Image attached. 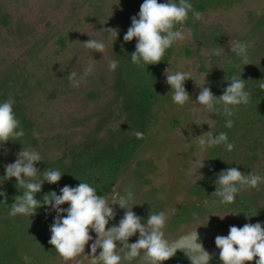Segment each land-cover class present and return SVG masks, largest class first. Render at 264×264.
<instances>
[{
  "label": "trees",
  "instance_id": "1",
  "mask_svg": "<svg viewBox=\"0 0 264 264\" xmlns=\"http://www.w3.org/2000/svg\"><path fill=\"white\" fill-rule=\"evenodd\" d=\"M241 1L188 0L198 12ZM142 3L0 0V102H13L15 118L24 131L22 137L0 142V190L7 194L6 203L0 196V264H49L58 254L48 243L56 216L50 205L37 208L32 216L9 214L14 198L22 195L23 189L16 187L15 177H4L5 166L15 162L19 151L24 148L40 153L42 161L34 162L40 171L35 179H41L47 169L62 173L57 183L45 181L36 199L42 200L51 191L59 195L63 186L76 187L81 182L106 197L148 139L156 118L160 78L174 46L166 49L157 64L132 62L137 38L125 42L123 37ZM181 27L191 29L194 36L200 34L209 47L221 43L222 30L214 27L205 34L191 11L173 30ZM90 39L102 41L104 52L86 48L84 42ZM239 41L250 45L247 60L230 51L222 68L212 64L208 69L212 73L210 89L217 97L233 75L244 79L245 90L251 93L248 104L232 106V116L224 114L222 106H218V113H212L213 138L225 132L234 147L231 151L224 144L208 147L204 166L188 189L193 198L177 205L167 222L168 231L221 210L264 227V182L257 188L243 187L232 203L222 204L213 194L218 173L229 167L264 177V90L259 88L264 83V11ZM185 53L189 55L187 48ZM214 58L212 55V63ZM110 60L118 62L115 70L109 69ZM89 66L93 71L79 87H73L69 74L76 72L80 79ZM184 86L188 92L187 81ZM228 120L233 121L231 128L226 127ZM137 132L143 138H137ZM137 176L141 178L142 173ZM186 259L183 253L172 257L175 264Z\"/></svg>",
  "mask_w": 264,
  "mask_h": 264
},
{
  "label": "clouds",
  "instance_id": "2",
  "mask_svg": "<svg viewBox=\"0 0 264 264\" xmlns=\"http://www.w3.org/2000/svg\"><path fill=\"white\" fill-rule=\"evenodd\" d=\"M192 12L193 18L199 20L201 13L195 11L188 0H167L166 3H158V0H143L139 13L131 17V26L124 34V41L129 42L135 37L137 42L135 51L131 53V60L134 64L145 65L157 64L165 55L166 49L170 48L176 40H183L184 34L179 30H173L176 24H183L188 19V13ZM107 31L114 29L107 28ZM116 36L118 33H114ZM86 48L98 52H104L105 44L102 41L90 39L84 42ZM231 52L247 60V48L249 44L240 41L230 40ZM212 54L219 55L220 49H213ZM117 61L110 60L108 67L115 70ZM246 65V64H245ZM93 71L89 66L82 77L77 79V73L69 74V81L73 87H79L81 81ZM165 83L171 86L172 101L183 106L189 99L184 82L193 78L187 71H175L169 73L165 69ZM227 79V78H225ZM230 84L217 97L209 87H201L196 103L205 107L209 113H218L222 106L224 114H234L232 106L248 104L251 93L245 90V80L233 75ZM264 90V83L259 84ZM211 131L204 132L198 136V142L202 149L224 144L228 151L234 147L228 142L225 132H220L213 138V125L208 123ZM233 121L228 120L226 127L231 128ZM19 128V130H17ZM24 135L19 127V121L15 118L13 102L7 100L0 102V142H7L10 139H17ZM137 138H143V134L136 133ZM42 161L41 155L35 150L22 149L17 153V159L5 166L6 179L16 178L17 188L23 189L22 195H17L15 202L11 204L10 215L17 214L32 216L36 209L43 205H50L56 212L53 223L50 225L51 237L48 241L53 245L59 255L69 261L84 253L85 245L93 237L89 234L90 229L97 234L94 242L90 245L92 264H130L137 257L143 256L145 264H159L161 261L173 257L177 249H182L189 257L192 264H209L210 254L205 251L202 244L198 242V234L188 235L182 238L177 246H173L164 236L163 228L166 223V214L163 211L155 213L150 211L146 224L141 223V217L128 207L133 199V193L125 190V195L113 197L109 203L105 197L97 195V190L89 183L81 182L76 187L65 185L60 189L61 194L51 191L43 196L42 200L36 199V194L42 190L45 181L49 184L57 183L62 176L59 170L47 169L43 171L41 179H35L40 172L34 162ZM199 169L203 161L196 160ZM264 182V177L250 172L247 175L235 167H229L218 173L215 181L216 191L213 193L220 197V203H232L236 194L245 186L257 188ZM0 196L5 197L6 192L0 190ZM69 207L62 208L65 203ZM118 203L125 209L123 218L118 226L114 225L106 229L110 219H114L116 212L110 204ZM67 213L66 216L61 215ZM221 219L224 216H220ZM139 231V238L134 243H129V237ZM116 241L121 242L123 247H117ZM215 244L220 249V260L223 264H245V261H252L258 257L255 264H264V227L260 222L246 223L243 227L230 226L227 236L217 235ZM102 251L96 255L97 249Z\"/></svg>",
  "mask_w": 264,
  "mask_h": 264
},
{
  "label": "rangeland",
  "instance_id": "3",
  "mask_svg": "<svg viewBox=\"0 0 264 264\" xmlns=\"http://www.w3.org/2000/svg\"><path fill=\"white\" fill-rule=\"evenodd\" d=\"M263 11L264 0H243L229 7L200 12L201 17L198 21L205 34L214 27L222 30L221 43L215 48L209 47L200 34L194 36L188 27L178 29L185 38L173 43L172 56L162 72L159 99L154 108L156 118L151 124L149 137L105 197L109 203H112L114 196L125 195V190H130L133 199L128 203V207L134 204L132 211L142 218V224H146L150 211L165 212L167 218L163 228L164 236L174 247L185 236H194L197 232L198 242L211 256L209 264H223L219 256L220 249L215 244V237L227 236L230 226L243 227L246 221L230 210H221L198 217L174 231L166 230V225L177 205L193 198L189 195L188 189L201 169L195 161L198 159L204 162L208 151V147L201 148L198 136L211 131L208 123L213 125V117L204 106L196 103L200 86L210 88L212 73L208 69L212 64L222 68L231 51L230 40L239 41ZM185 48L189 50V55H186ZM213 49H220V54H212ZM212 55L215 57L213 63ZM166 68L170 74L175 71H187L193 77L186 80L190 86L188 91L190 99L183 106L172 101L171 86L165 83ZM137 173H142V177H138ZM109 206L115 209L116 215L114 219L109 220L106 229L114 225L118 226L125 212L118 203ZM220 216L224 218L221 219ZM89 234L93 240L85 245L84 253L69 261H65L58 253L49 264H92L90 245L97 234L92 229ZM138 238L139 231L129 237L128 242L134 243ZM116 244L118 248L123 247L119 241H116ZM100 251L102 249L98 248L96 255H99ZM177 253L185 254V251L177 249L175 254ZM257 259L258 257H254L252 261H245V264H255ZM130 264H145L143 256L134 258ZM159 264L175 263L171 257ZM183 264H192L188 256Z\"/></svg>",
  "mask_w": 264,
  "mask_h": 264
}]
</instances>
